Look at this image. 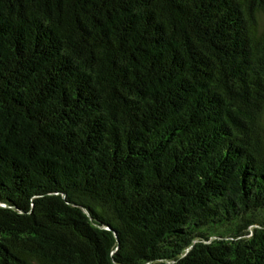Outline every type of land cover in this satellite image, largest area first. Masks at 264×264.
Instances as JSON below:
<instances>
[{"label":"trees","instance_id":"1","mask_svg":"<svg viewBox=\"0 0 264 264\" xmlns=\"http://www.w3.org/2000/svg\"><path fill=\"white\" fill-rule=\"evenodd\" d=\"M0 264H264V0H0Z\"/></svg>","mask_w":264,"mask_h":264}]
</instances>
